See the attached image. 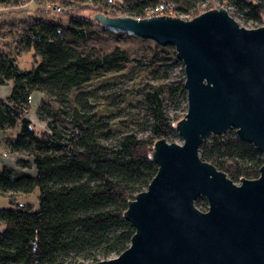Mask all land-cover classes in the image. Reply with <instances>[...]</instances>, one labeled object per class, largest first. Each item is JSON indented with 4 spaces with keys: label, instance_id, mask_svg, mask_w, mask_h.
Masks as SVG:
<instances>
[{
    "label": "trees",
    "instance_id": "obj_1",
    "mask_svg": "<svg viewBox=\"0 0 264 264\" xmlns=\"http://www.w3.org/2000/svg\"><path fill=\"white\" fill-rule=\"evenodd\" d=\"M166 1L189 19L212 10L213 1L244 25L263 23L264 0ZM159 2L42 0L59 11L45 5L39 13L33 2L0 0V33L2 24L14 25L0 48V87L11 85L10 95L0 100V133L14 163L13 168L0 165V196L12 199L38 190L37 211L29 205L0 209V264H94L128 248L134 228L123 214L157 172L153 145L181 141L175 129L187 109L183 66L171 46L153 42L148 57L134 59L120 47L101 51L88 41L99 32L120 37L101 28L92 15L143 19L145 10ZM5 13L24 17L5 19ZM28 52L40 61L20 71L17 57ZM124 65L129 73L146 71L151 78L126 91L140 97L128 115L138 120L136 127L122 122L121 131L113 132L99 105L116 109L121 100L90 83ZM174 67L180 68L178 77ZM33 94L41 96L36 117L43 130L28 119ZM199 156L235 184L256 179L264 166V156L234 130L211 136ZM195 206L207 210L203 198Z\"/></svg>",
    "mask_w": 264,
    "mask_h": 264
},
{
    "label": "water",
    "instance_id": "obj_2",
    "mask_svg": "<svg viewBox=\"0 0 264 264\" xmlns=\"http://www.w3.org/2000/svg\"><path fill=\"white\" fill-rule=\"evenodd\" d=\"M92 20L173 47L187 98L175 129L182 144L155 142L157 172L123 214L134 228L128 248L94 264H264V166L235 184L199 156L203 142L230 130L264 156V26L240 27L223 8L190 20L100 13Z\"/></svg>",
    "mask_w": 264,
    "mask_h": 264
},
{
    "label": "rangeland",
    "instance_id": "obj_3",
    "mask_svg": "<svg viewBox=\"0 0 264 264\" xmlns=\"http://www.w3.org/2000/svg\"><path fill=\"white\" fill-rule=\"evenodd\" d=\"M162 1V0H159ZM33 3L35 5L34 8L37 12H41L42 7L45 5H49L47 2L45 5H42V0H34ZM213 3V4H212ZM57 5H61L60 3H54ZM213 9L223 8L227 11V9L223 6H220L217 3H214L211 1ZM45 8V7H44ZM64 8V6H63ZM228 13L230 16L232 14V11L229 10ZM85 17L89 15V13H84ZM3 17L6 19L9 17L7 13L3 15ZM21 18L24 17L22 15H16L13 14L10 19L13 18ZM233 19L237 22V24L240 27L246 28V29H255L258 27L264 26V17H263V23L260 24H248L244 25L242 20L239 17L234 16ZM1 21V19H0ZM1 27V33H0V39L3 38V42L1 44L2 48H5L6 43L9 41V37L7 34L14 29V25L11 24H2ZM152 41L149 40H136L131 36H125L120 35V37H115L113 35L99 32L91 36L90 41H88V46L96 47L101 51H109L112 47L117 46L120 47L126 51L129 52L132 58L134 59H145V57H148L146 54V50L148 47L152 45ZM39 62V57H36L33 55L32 52L24 53L17 57V65L20 71H28L32 69L34 66V62ZM148 61V60H146ZM179 67L173 68V76L178 77L180 75L179 73ZM151 78V75L149 72L146 71H134V72H128V65L121 66L118 69L109 70L104 74L98 75L93 77L90 86L92 88H105L108 93L114 94L118 96V98L121 100L120 104H118V108H108L104 105H99V109L102 111V115L104 118H106L111 127L113 132H120L121 126L120 123H127L131 127H136L138 120H132L128 117V115L134 113L136 111V107L138 102L140 101L139 95L136 94H130L126 91L130 89H135L138 87L141 83L146 82ZM4 91V90H3ZM41 99V97H40ZM40 99L36 97V94L33 95L31 98V109L28 114V119L31 121L35 129L37 130H43L45 128L44 124L39 122V120L36 117V109L39 105ZM37 100V101H36ZM36 102V103H35ZM231 131V130H230ZM16 132V129L8 131L7 134L13 135ZM174 143L181 145L182 141L176 140ZM6 160V159H5ZM8 161L9 165L14 166V163L12 160H6ZM38 190L35 189L30 195L23 196V197H15L12 199H9L7 197L0 196V208H14L18 205L20 206H26L29 205L33 208L34 211L38 210Z\"/></svg>",
    "mask_w": 264,
    "mask_h": 264
},
{
    "label": "built area",
    "instance_id": "obj_4",
    "mask_svg": "<svg viewBox=\"0 0 264 264\" xmlns=\"http://www.w3.org/2000/svg\"><path fill=\"white\" fill-rule=\"evenodd\" d=\"M25 1L33 2L34 0H25ZM47 8H50L53 11H59V8H57L56 6L47 5ZM159 15L176 17V18H180L182 20H190L189 17L178 13L175 10L174 5L168 3L166 0H163L159 3H157L155 6L146 9L145 13H144V18H151V17H155V16H159ZM2 157L4 159H9V156L6 153H3Z\"/></svg>",
    "mask_w": 264,
    "mask_h": 264
},
{
    "label": "crops",
    "instance_id": "obj_5",
    "mask_svg": "<svg viewBox=\"0 0 264 264\" xmlns=\"http://www.w3.org/2000/svg\"><path fill=\"white\" fill-rule=\"evenodd\" d=\"M1 19V18H0ZM2 20V19H1ZM1 22V21H0ZM3 40L0 39V48H2L1 44H2ZM4 90V91H3ZM10 92H11V85H8V86H2L0 87V100H4L6 99L9 95H10ZM34 95V94H33ZM33 95L31 96V98L33 97ZM36 97H37V100L38 98L40 99V95L39 94H36ZM36 100V101H37ZM30 102H31V99H30ZM36 103V102H35ZM2 140H3V133H0V165H7L9 167H14L12 165H9L8 161L6 160H9V159H4L2 157L3 153H6L5 152V149H4V146H3V143H2ZM1 202V201H0ZM0 209H5V208H0ZM7 209V208H6ZM4 228L2 226H0V233L3 232Z\"/></svg>",
    "mask_w": 264,
    "mask_h": 264
}]
</instances>
